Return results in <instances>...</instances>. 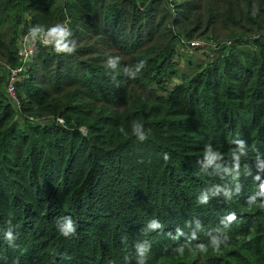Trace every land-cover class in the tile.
Here are the masks:
<instances>
[{"label": "trees", "instance_id": "trees-1", "mask_svg": "<svg viewBox=\"0 0 264 264\" xmlns=\"http://www.w3.org/2000/svg\"><path fill=\"white\" fill-rule=\"evenodd\" d=\"M57 22L68 23L75 53L38 46L12 99L9 69L22 65L28 28ZM193 40L215 49L214 59L166 90L173 58ZM110 55L120 57L115 72ZM140 60L145 68L130 79L123 68ZM0 63V264H136L139 240L151 242L148 264H264V207L246 203L259 191L258 155L264 166V0H0ZM134 121L146 141L132 135ZM235 138L248 149L241 191L200 205L202 189L234 186L201 170L205 145L231 166ZM147 161L160 167L156 180H134ZM228 213L237 219L227 247L173 253L188 243L173 238L189 232L186 221L202 222L194 246ZM64 215L78 225L70 238L56 229ZM154 218L163 230L145 234ZM9 227L15 247L4 239Z\"/></svg>", "mask_w": 264, "mask_h": 264}, {"label": "clouds", "instance_id": "clouds-1", "mask_svg": "<svg viewBox=\"0 0 264 264\" xmlns=\"http://www.w3.org/2000/svg\"><path fill=\"white\" fill-rule=\"evenodd\" d=\"M73 33L66 22H57L48 27L36 24L28 28L26 35L23 37V42L28 45L34 46L37 43L44 46H51L57 54L72 55L76 51V41L72 39ZM31 54V52H29ZM107 69L115 72L120 67L119 56H108L105 61ZM146 61L140 60L134 67L125 66L123 72L130 78H137L138 74L145 68ZM115 79V78H114ZM120 133L128 135L124 128L119 129ZM131 133L139 142H144L148 139L144 125L141 122L134 121L131 125ZM235 147L232 149V163L231 166H225L222 154L215 150L211 144H206L203 150L202 159L197 163L200 165L201 170L207 172L209 168L214 169L222 176H230L234 186L216 184L211 187L202 189L197 197V202L200 205H207L209 201L216 197H223L225 200H231L234 194L241 191L242 185L238 182L240 175V159L247 155L246 141L240 138L232 140ZM165 161L170 159L168 153L163 156ZM264 172V166L260 164V157L257 156V174L254 179L259 182V191L248 198L246 203L249 207H264V180L261 179L259 173ZM251 175V171L248 173ZM235 213H228L221 217L220 227L213 231H209L207 243L198 242L194 246L191 241L199 240V232L202 228V222L196 218L185 222V226L189 232L185 234L181 229L177 228L176 237L186 236L187 244H177L173 249V253L178 256H184L187 253L195 252L198 255H207L211 249L214 252H220L222 248L230 244L229 231L231 225L236 221ZM77 222L70 216L64 215L57 219L56 229L58 233L64 238H70L77 232ZM164 225L159 219H151L147 222L144 228V233L156 232L163 230ZM4 239L8 242L9 247H15L17 237L14 234L12 227H9L4 233ZM151 242L149 240H139L135 243L136 250V264H148L149 254L151 252ZM13 264H19L18 261H13Z\"/></svg>", "mask_w": 264, "mask_h": 264}, {"label": "rangeland", "instance_id": "rangeland-1", "mask_svg": "<svg viewBox=\"0 0 264 264\" xmlns=\"http://www.w3.org/2000/svg\"><path fill=\"white\" fill-rule=\"evenodd\" d=\"M192 42H196V40H193ZM197 43L198 45L194 47H192L190 43H187L185 46L179 47V55H176L172 61V65L175 66L174 72H176L177 75L172 76L171 78L166 77L165 84H164V86H166L165 87L166 90L173 89V87L175 86V83L179 81V74H180V77H183V75L186 74L185 72L187 71L188 67L191 68V67H194V65L197 63H201V62L204 63L206 60L209 61V60L214 59L213 51L215 49H211L212 47H210V45L205 46L204 44H206V41H197ZM220 43L222 42H219V43L215 41L213 42V44H216V45H219ZM227 46H230V45H227ZM242 49H246L250 51L251 48L246 45H243ZM143 158L148 159L150 158V155L143 153ZM147 164H148L147 172L143 170H138V169L134 171V180L142 179V178H146L147 181L149 182L156 180L157 175L159 174L158 172H159L160 167L157 165L156 166L150 165L152 164L151 161H147ZM177 188H180V187H177Z\"/></svg>", "mask_w": 264, "mask_h": 264}, {"label": "built area", "instance_id": "built-area-1", "mask_svg": "<svg viewBox=\"0 0 264 264\" xmlns=\"http://www.w3.org/2000/svg\"><path fill=\"white\" fill-rule=\"evenodd\" d=\"M187 43H190V45L194 47V46H197L199 42L197 43V41L196 42L184 41V44H187ZM38 46H44V45L37 43L34 46H32V45L25 44L22 41L21 47L19 50V57H20V60L22 61V65L17 69H9L10 80L7 86V93L14 100L16 99V87L18 83L21 81L23 77L22 75L25 74L24 72H26L25 66L34 56L35 50ZM47 47H50V46H47ZM29 52H31V54H29Z\"/></svg>", "mask_w": 264, "mask_h": 264}]
</instances>
